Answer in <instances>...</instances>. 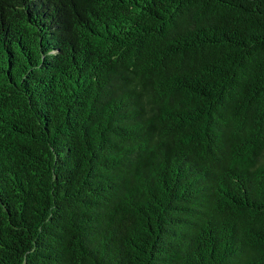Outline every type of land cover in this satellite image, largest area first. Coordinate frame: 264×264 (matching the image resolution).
<instances>
[{"label": "trees", "instance_id": "obj_1", "mask_svg": "<svg viewBox=\"0 0 264 264\" xmlns=\"http://www.w3.org/2000/svg\"><path fill=\"white\" fill-rule=\"evenodd\" d=\"M0 264H264V0H0Z\"/></svg>", "mask_w": 264, "mask_h": 264}]
</instances>
